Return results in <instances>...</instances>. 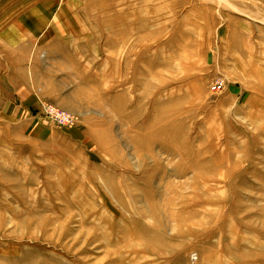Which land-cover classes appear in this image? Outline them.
Wrapping results in <instances>:
<instances>
[{
    "label": "rangeland",
    "instance_id": "obj_1",
    "mask_svg": "<svg viewBox=\"0 0 264 264\" xmlns=\"http://www.w3.org/2000/svg\"><path fill=\"white\" fill-rule=\"evenodd\" d=\"M0 264H264V0H0Z\"/></svg>",
    "mask_w": 264,
    "mask_h": 264
},
{
    "label": "built area",
    "instance_id": "obj_2",
    "mask_svg": "<svg viewBox=\"0 0 264 264\" xmlns=\"http://www.w3.org/2000/svg\"><path fill=\"white\" fill-rule=\"evenodd\" d=\"M222 90H223V84L222 83L214 84L211 87V92L214 94L220 93ZM45 109H46L47 113H50L51 116H53L55 118L54 121L61 123L63 126L73 127L75 125L73 118L71 116L70 117L67 116L66 112H62L60 110L57 111L56 108L51 107V106H46V105H45Z\"/></svg>",
    "mask_w": 264,
    "mask_h": 264
}]
</instances>
